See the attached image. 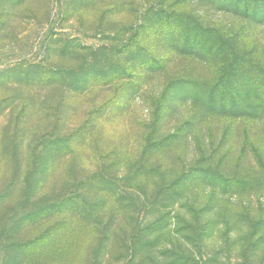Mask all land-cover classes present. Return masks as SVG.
Returning a JSON list of instances; mask_svg holds the SVG:
<instances>
[{"label":"rangeland","instance_id":"1","mask_svg":"<svg viewBox=\"0 0 264 264\" xmlns=\"http://www.w3.org/2000/svg\"><path fill=\"white\" fill-rule=\"evenodd\" d=\"M234 4L0 0V264H264V11Z\"/></svg>","mask_w":264,"mask_h":264},{"label":"trees","instance_id":"2","mask_svg":"<svg viewBox=\"0 0 264 264\" xmlns=\"http://www.w3.org/2000/svg\"><path fill=\"white\" fill-rule=\"evenodd\" d=\"M230 1V0H228ZM232 1V0H231ZM260 0H235V7H237L238 9H241L240 11H243V12H246V11H249V9H253V8H250L247 4L249 2H258V3H261L260 5L257 6L256 4V8L254 9V12H255V15H259V13H263L261 11H259V9L263 10L264 11V1H261L259 2ZM247 3V4H246ZM246 5V6H245ZM200 178V177H199ZM204 179V178H203ZM205 179L207 180V176L205 177ZM113 191V190H112ZM112 196H115V191L112 192L111 194Z\"/></svg>","mask_w":264,"mask_h":264}]
</instances>
